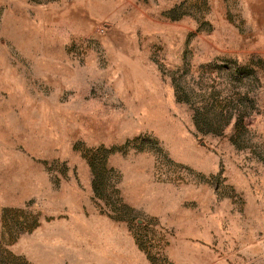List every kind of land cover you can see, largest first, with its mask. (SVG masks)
I'll return each mask as SVG.
<instances>
[{
  "label": "rangeland",
  "instance_id": "1",
  "mask_svg": "<svg viewBox=\"0 0 264 264\" xmlns=\"http://www.w3.org/2000/svg\"><path fill=\"white\" fill-rule=\"evenodd\" d=\"M0 264H264V0H0Z\"/></svg>",
  "mask_w": 264,
  "mask_h": 264
}]
</instances>
